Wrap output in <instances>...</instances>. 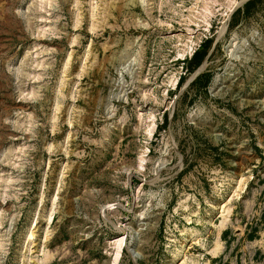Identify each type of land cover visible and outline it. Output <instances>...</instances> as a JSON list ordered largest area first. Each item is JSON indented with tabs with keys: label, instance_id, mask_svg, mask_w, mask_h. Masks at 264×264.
<instances>
[{
	"label": "rangeland",
	"instance_id": "374dc122",
	"mask_svg": "<svg viewBox=\"0 0 264 264\" xmlns=\"http://www.w3.org/2000/svg\"><path fill=\"white\" fill-rule=\"evenodd\" d=\"M0 264H264V0H0Z\"/></svg>",
	"mask_w": 264,
	"mask_h": 264
},
{
	"label": "trees",
	"instance_id": "16d2710c",
	"mask_svg": "<svg viewBox=\"0 0 264 264\" xmlns=\"http://www.w3.org/2000/svg\"><path fill=\"white\" fill-rule=\"evenodd\" d=\"M251 3H248L247 4V6H249ZM203 56H202V54H200V53H198V52H196L195 54H194V56H193V60H199V62H200V59L202 58Z\"/></svg>",
	"mask_w": 264,
	"mask_h": 264
}]
</instances>
